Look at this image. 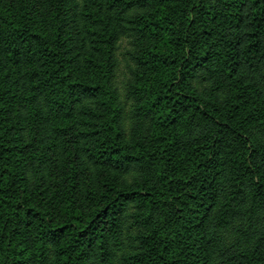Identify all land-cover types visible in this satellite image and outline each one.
<instances>
[{"label":"trees","instance_id":"trees-1","mask_svg":"<svg viewBox=\"0 0 264 264\" xmlns=\"http://www.w3.org/2000/svg\"><path fill=\"white\" fill-rule=\"evenodd\" d=\"M0 264H264V0H0Z\"/></svg>","mask_w":264,"mask_h":264}]
</instances>
